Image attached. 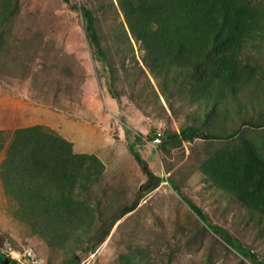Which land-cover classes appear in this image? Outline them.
I'll use <instances>...</instances> for the list:
<instances>
[{"label": "trees", "instance_id": "trees-1", "mask_svg": "<svg viewBox=\"0 0 264 264\" xmlns=\"http://www.w3.org/2000/svg\"><path fill=\"white\" fill-rule=\"evenodd\" d=\"M62 1L79 10L91 56L112 98L119 101L120 71L133 79V86L144 74L133 41L161 96L168 103L174 94L183 97L199 113L187 118L178 131L153 128L146 136L136 133L133 140L127 139L128 151L143 175L131 200L114 193L117 188L111 197L108 186H102L103 162L95 154L75 152L72 142L50 129L17 128L6 140L0 133L4 152L0 183L13 202V218L50 249L63 250L67 257L60 264H77L74 251L93 249L89 241L101 232L106 238L116 222L166 182L198 216L201 230L214 233L221 249L238 255V264L245 260L264 264V60L258 58L264 49V2L108 0L110 9L117 6L121 16L108 32L111 49L101 43L100 24L90 9ZM18 12V0H0V56ZM112 50L114 57H120L119 64ZM156 137L160 142L155 149L147 147V141ZM184 144H192L190 158L197 160L206 153L197 168L206 185L228 196L243 212V226L253 229L251 243L244 244L212 224L182 193L179 182L155 174L150 152L170 155ZM125 249L116 256V264H155L148 248ZM4 258L8 264H18L0 252V264H6ZM165 264H171L170 259Z\"/></svg>", "mask_w": 264, "mask_h": 264}, {"label": "rangeland", "instance_id": "rangeland-1", "mask_svg": "<svg viewBox=\"0 0 264 264\" xmlns=\"http://www.w3.org/2000/svg\"><path fill=\"white\" fill-rule=\"evenodd\" d=\"M69 1L94 13L101 43L112 49L108 32L121 20L118 7L110 9L108 0ZM18 9L9 26L6 50L0 56L1 136L10 139L17 128L42 125L72 142L75 152L95 154L105 166L102 186H108L106 192L113 197L117 188L114 193L131 200L143 175L128 151L127 139L133 140L136 133L146 136L153 128L157 132L178 131L187 118L199 113L198 109L178 95L174 94L170 103L161 96L133 41L144 74H139L133 86V79L120 71L117 101L99 76L78 9H71L62 0H18ZM114 58L119 64L120 57ZM258 58L264 60V49ZM192 144H184L170 155L150 152L153 171L179 182L182 193L212 224L225 228L244 244L251 243L253 229L243 226V212L237 204L205 184L197 165L206 153H199L197 160L190 158ZM147 147L155 149L150 141ZM3 154L0 152V162ZM12 206L0 183V235L7 239L1 253L13 259L30 249L41 264H60L66 259L63 250L50 249L41 238L31 235L29 227L14 219ZM201 226L198 216L163 182L140 200L132 213L116 222L106 238L101 232L98 242L90 245L96 237L89 244L84 241L83 246L93 249L74 253L77 264H116V256L131 245L148 248L155 264H165L168 259L171 264H238V255L221 249L218 237L202 231ZM244 264L249 263L245 260Z\"/></svg>", "mask_w": 264, "mask_h": 264}, {"label": "built area", "instance_id": "built-area-1", "mask_svg": "<svg viewBox=\"0 0 264 264\" xmlns=\"http://www.w3.org/2000/svg\"><path fill=\"white\" fill-rule=\"evenodd\" d=\"M159 142V138L156 137L154 140H152L151 145L153 147H156ZM16 256L17 257H13V259L16 260L18 264H41L30 249H24L21 253H18Z\"/></svg>", "mask_w": 264, "mask_h": 264}, {"label": "water", "instance_id": "water-1", "mask_svg": "<svg viewBox=\"0 0 264 264\" xmlns=\"http://www.w3.org/2000/svg\"><path fill=\"white\" fill-rule=\"evenodd\" d=\"M101 235H102V233H100L99 235H97V237L94 240H92V242L90 243V245L98 242L99 239H100V237H101ZM6 242H7V239L4 236L0 235V248H2ZM4 261H5L6 264H8V261H7L6 258H4Z\"/></svg>", "mask_w": 264, "mask_h": 264}]
</instances>
